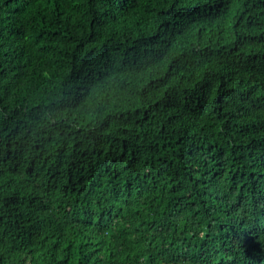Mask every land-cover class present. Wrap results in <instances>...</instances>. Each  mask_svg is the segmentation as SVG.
I'll return each mask as SVG.
<instances>
[{
    "label": "trees",
    "instance_id": "1",
    "mask_svg": "<svg viewBox=\"0 0 264 264\" xmlns=\"http://www.w3.org/2000/svg\"><path fill=\"white\" fill-rule=\"evenodd\" d=\"M0 264H264V0H0Z\"/></svg>",
    "mask_w": 264,
    "mask_h": 264
}]
</instances>
